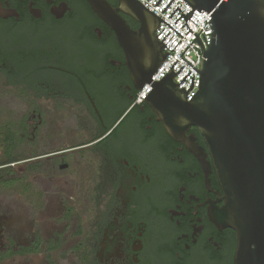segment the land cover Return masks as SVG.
<instances>
[{
    "label": "flooded vegetation",
    "instance_id": "obj_1",
    "mask_svg": "<svg viewBox=\"0 0 264 264\" xmlns=\"http://www.w3.org/2000/svg\"><path fill=\"white\" fill-rule=\"evenodd\" d=\"M136 86L116 34L86 0H0V92L18 95L15 125L31 140L42 126L71 131L75 146L45 156H61L60 170L65 159L79 164L89 206L77 241L65 245L63 230L35 235L1 251L0 264L39 256L43 244L66 255L43 264H233L236 234L201 132L170 136L158 105L135 102Z\"/></svg>",
    "mask_w": 264,
    "mask_h": 264
},
{
    "label": "water",
    "instance_id": "obj_2",
    "mask_svg": "<svg viewBox=\"0 0 264 264\" xmlns=\"http://www.w3.org/2000/svg\"><path fill=\"white\" fill-rule=\"evenodd\" d=\"M86 1L116 34L136 76V89L145 83L152 87L144 100L158 105L168 134L176 137L190 126L201 132L225 195L227 226L236 234L233 264H264V1L184 0L192 8L186 15L176 8L181 12L178 19L185 20L183 26L194 9L211 16V42L202 52L199 69L193 68L199 80L190 101L186 93L193 76L187 91L178 89L189 72L175 83L173 78L183 67L176 73L171 70L177 60L159 81L151 80L168 55L154 35L162 19L137 0H117L116 7L106 0ZM119 12L139 27L131 29ZM188 32L194 34L189 27ZM195 39L203 48L197 35Z\"/></svg>",
    "mask_w": 264,
    "mask_h": 264
},
{
    "label": "rangeland",
    "instance_id": "obj_3",
    "mask_svg": "<svg viewBox=\"0 0 264 264\" xmlns=\"http://www.w3.org/2000/svg\"><path fill=\"white\" fill-rule=\"evenodd\" d=\"M17 97L12 96L9 102L0 92V164L7 162L8 168L0 171V252L11 244L16 248L28 245L35 235L46 240L62 230L69 236L68 245L79 239L89 207L87 190L79 164L65 159L69 168L60 170L62 157L45 155L66 145L75 146V138L66 127H58L60 124L42 126L39 141L28 138V130L23 132L15 125L21 113ZM42 246L39 256H14L2 264H43L66 256L59 249L48 253L46 244Z\"/></svg>",
    "mask_w": 264,
    "mask_h": 264
},
{
    "label": "built area",
    "instance_id": "obj_4",
    "mask_svg": "<svg viewBox=\"0 0 264 264\" xmlns=\"http://www.w3.org/2000/svg\"><path fill=\"white\" fill-rule=\"evenodd\" d=\"M137 1L140 2L152 13H154L156 16H158L160 19H162L173 30H175L179 35L182 36H179L163 21L159 22V27L156 29L154 35L157 36V39L160 42L162 41V43L165 45V47H163V53L165 54V52H167L168 55L161 63L159 69H157L152 75L151 80L159 81L167 73L169 67L177 60V62L171 67V70L176 73L181 68V66L183 67L173 78V81L175 83H180L184 76L189 72V74L177 86V88H183L185 91H187L188 87L191 84V77L193 76L192 88L186 93V101H190L192 96L198 90L199 74L194 69H199L200 62L202 59V52L203 50L205 51L208 49L207 45H209L211 42L212 30L208 23V21L211 19V16L206 11H203L201 13L194 9L192 11L191 17L187 21L189 29L195 35H197L198 39L200 40L203 46L202 48L198 44L197 39H195V35L191 32H188L187 25L185 24L183 26V24L185 23L183 16L178 19V17L181 15V12L183 15H186L192 10V8L184 0H173L163 12L161 11L171 0H160L156 6L155 4L158 2V0ZM221 1L227 2V0ZM177 7L180 9L181 12L176 9ZM172 12L173 14L171 15ZM177 19L178 21L174 23ZM186 62L191 66H189ZM151 89L152 87L148 83H145L143 87L137 91L135 96V102L138 104L144 102V98L148 94L147 92Z\"/></svg>",
    "mask_w": 264,
    "mask_h": 264
},
{
    "label": "trees",
    "instance_id": "obj_5",
    "mask_svg": "<svg viewBox=\"0 0 264 264\" xmlns=\"http://www.w3.org/2000/svg\"><path fill=\"white\" fill-rule=\"evenodd\" d=\"M24 251H30V250H24Z\"/></svg>",
    "mask_w": 264,
    "mask_h": 264
}]
</instances>
